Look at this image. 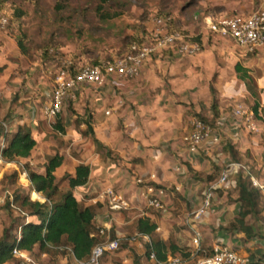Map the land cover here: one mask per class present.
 <instances>
[{
    "label": "crops",
    "instance_id": "obj_1",
    "mask_svg": "<svg viewBox=\"0 0 264 264\" xmlns=\"http://www.w3.org/2000/svg\"><path fill=\"white\" fill-rule=\"evenodd\" d=\"M219 40V48H204L194 57L181 58L171 53L161 54L160 58L151 57L136 79L113 77L99 88L83 86L68 101V109L73 108L75 113L67 114L63 108L60 118L65 134L61 136L63 145L58 149V155L63 156L64 161L54 175L58 179L73 175L78 165L90 168L88 182L75 188L74 193L83 207L98 206L95 211L96 229L104 228L116 238H131L136 233V221L146 217L156 224L149 240L172 241L189 254L194 251L191 227L200 234L201 255H212L221 247L237 252L246 246L252 249L253 239L245 243L240 231L228 229L239 210L236 198L230 193L214 192L210 209L198 222L191 220V215L201 206L206 190L217 180L210 179L215 176L216 168L221 172L232 163L229 155L223 152V145L212 143L214 136L225 137L243 161L258 145H261V156L263 152L264 130L249 134L237 125L228 111L230 107L241 104L256 117L264 113V45L248 53L229 38ZM1 50L0 85L7 88L6 92H10V86L18 91L15 108L8 110L7 99L0 103L6 105L10 116L7 123L0 120L3 133L7 128V134L3 135L7 143L8 137L19 126L27 125L37 143L30 157L37 160L39 147L44 145L48 152L54 147L46 140V130L41 143V139L36 137L42 128L51 131L54 128V124L51 125V121L43 116L42 109L50 98L51 79L45 76L37 79L35 75L37 83L33 81L32 86L28 83L21 87L17 82L19 72L13 73L14 66L11 61H6ZM9 73H13L14 78L17 75L12 85L8 83ZM210 90H213V95ZM27 96L30 97L25 100ZM213 97L219 114L216 130L211 131L198 152L192 154L183 142L190 131L191 116L196 114L192 112L202 109L206 112L204 118L211 119ZM262 120H258L261 127L264 124ZM88 129L100 147L93 143L87 134ZM0 166L13 165L0 163ZM252 175L260 181L255 174ZM137 180L162 191V211L147 206L145 188L137 184ZM29 188L30 185L26 187L30 199L44 202L42 195ZM107 189H112L125 200L128 209L110 210L104 197ZM147 246L148 241L143 239L129 242L126 248L105 255L101 264H133L132 251L139 257L140 264H155L146 255ZM25 253L42 264H53L51 256L37 247L32 253ZM53 258L54 264H77L70 255Z\"/></svg>",
    "mask_w": 264,
    "mask_h": 264
},
{
    "label": "rangeland",
    "instance_id": "obj_2",
    "mask_svg": "<svg viewBox=\"0 0 264 264\" xmlns=\"http://www.w3.org/2000/svg\"><path fill=\"white\" fill-rule=\"evenodd\" d=\"M15 10L21 12L22 16L16 18ZM258 10H264V0H7L0 8V16L7 19V24L0 27V49L6 61H11L10 64L14 66L13 73L15 74L16 70L19 72L17 82L21 87L27 86L28 83L32 86L33 81L38 82L35 75L37 79L39 76H45L52 81L55 71L61 68V62L65 60L78 63L75 66L80 67L126 54L136 37L143 34L151 36L157 28L155 23L157 19L168 18L170 24L172 23V32L179 33L186 40L199 37L202 41V51L204 48H219V38H223L208 29L210 21L230 16H249ZM113 14L119 16L108 19V16ZM169 27L170 25L165 30L169 31ZM19 41L26 48L25 55L17 45ZM40 71L44 74H35ZM13 73H9V85L17 79V75L14 78ZM6 89L3 84L0 85V103L7 99L9 110L18 105L15 99L18 91L12 86L9 88L10 92H6ZM29 97L24 99L27 100ZM69 100L64 102L62 110L66 108L67 114H74L75 110L67 107ZM46 106L45 102L42 109ZM234 106L228 111L231 115ZM5 107V104L0 105V120L7 123L10 116ZM192 113H196L191 116L192 118H198L197 115L206 117V112L202 109L200 112L196 110ZM260 115L257 121L259 119L264 121V113ZM52 124H55V119L51 121ZM45 130L48 132L46 140L54 144L53 150L48 152L42 145L39 147L37 160L29 157L19 160L15 166H0V237L3 229L9 227L11 221L16 218V213L6 208L7 200L12 201L14 194L18 190L20 192V189L21 193L29 196V191L22 185L23 176L19 173L22 170L26 172L44 170L47 160L54 154H59V148L62 149L63 143L60 139L63 135L54 129L51 131L42 128L36 136L38 140L41 139L40 143L44 140L42 136L45 135ZM212 143L217 144L214 140ZM242 162L250 164L253 173L264 182V156H261V145L256 146L250 157H246ZM257 225L260 227L261 235L253 238L252 249L246 246L238 251L247 260L249 252L254 248L264 252V225L262 223ZM51 260L54 264L53 256Z\"/></svg>",
    "mask_w": 264,
    "mask_h": 264
},
{
    "label": "trees",
    "instance_id": "obj_3",
    "mask_svg": "<svg viewBox=\"0 0 264 264\" xmlns=\"http://www.w3.org/2000/svg\"><path fill=\"white\" fill-rule=\"evenodd\" d=\"M7 0H0V8L4 6ZM22 13L15 10V17L19 18ZM119 14L108 16V19L116 18ZM107 18V16H106ZM172 24V23H171ZM170 24L169 31L172 32ZM149 35V34H148ZM148 35L144 34L132 40L130 50L132 53L139 49L147 40ZM189 41L201 44L199 37ZM17 45L23 55L26 54V48L21 41ZM170 54L169 51L163 52V55ZM100 62L95 61L93 65ZM78 65V63H74ZM1 71V68H0ZM213 95V90H210ZM255 106L253 109L255 110ZM212 118L206 119L197 115L203 124L210 128L211 131L216 130V120L218 119V111L215 97L211 102ZM88 122L85 121V124ZM54 130L60 135L65 134L62 126L60 114L55 118ZM3 127L0 123V136L3 135ZM87 134L92 138L93 143L100 147L97 140L94 139L92 132L88 129ZM218 144L223 145V152L227 153L232 163H239L246 167V171L239 169L229 176V188L227 190L217 189L215 192H227L236 198L239 210L237 217L228 224L231 231H240L247 243L251 239L260 236V227L264 225V194L254 187L250 181V174L253 173L252 166L246 162H242L241 157L233 149L225 137L218 135ZM263 152L264 156V137ZM36 140L32 137L31 131L27 126H19L17 130L11 134L6 146L2 151V158L7 162H18L19 160L28 159L36 147ZM64 161L63 156L54 155L50 157L45 166L44 172L38 173L28 170V179L30 182V190L42 195L44 202L31 200L27 194L21 193L20 189L14 194L13 200H7L6 208L16 213V218L11 221L9 227L3 229L0 237V264H8L13 261L12 251L14 249L23 252L32 253L37 247L51 257L57 255L68 256L66 248L77 261H87L91 250L94 246L101 243L104 238L97 234L95 228V211L97 205L83 207L78 196L74 193V189L82 187L88 182L90 168L85 165H78L73 175H64L56 178L54 172ZM223 169L221 170V172ZM220 170L216 168L215 176L210 177L212 181L220 177ZM15 175V174H14ZM216 180V181H217ZM215 181V182H216ZM136 233L152 237L156 230V224L149 218L140 217L134 226ZM111 240L115 239V235L111 232L109 235ZM129 242L123 239L120 248L127 247ZM147 257L152 251L156 260L164 263L168 256L189 257L184 249L179 248L172 241L151 240V245L146 247ZM118 250V251H119ZM133 264H140L139 257L132 251ZM248 264H264V252L254 248L249 256Z\"/></svg>",
    "mask_w": 264,
    "mask_h": 264
},
{
    "label": "built area",
    "instance_id": "obj_4",
    "mask_svg": "<svg viewBox=\"0 0 264 264\" xmlns=\"http://www.w3.org/2000/svg\"><path fill=\"white\" fill-rule=\"evenodd\" d=\"M156 30L148 37V40L137 50L132 53H126L122 56L115 57L111 60L100 62L98 65H87L76 67L71 60L61 62V68L55 71L51 81V94L47 106L43 109V116L46 120L52 121L61 112L62 106L66 100L75 97L83 86L99 88L105 85L109 78H119L126 80L136 79L141 72L144 63L153 55H161L163 52L169 51L173 55L182 58L194 57L201 51V44L186 40L184 36L177 32L166 31L170 25V20L157 19L155 20ZM7 24V19L0 16V27ZM208 29L223 38H229L235 45L245 49L248 53H253L257 48L264 45V10H258L249 16H230L221 18L214 22L208 23ZM232 116L237 121V125L245 129L249 134H257L264 130L258 124L257 117L249 108L238 104L234 106ZM211 130L205 126L201 120L193 117L190 121V131L183 138V142L187 150L196 154L201 144L210 135ZM7 134V128L4 129V135ZM0 137V163L7 165L17 164L18 162H7L2 158V151L6 145L5 136ZM214 142H218L215 137ZM246 171V167L239 163L227 164L220 174L216 182L206 190L201 206L191 215L192 222H198L211 207L213 193L217 189L227 190L229 188V176L237 170ZM23 186L30 185L28 172L22 170ZM252 185L258 188L264 194V184L258 181L250 174ZM137 184L143 185L146 191L147 206L151 209L162 211L164 209L160 195L161 190L155 189L153 186L143 184L142 180H137ZM33 192V191H32ZM35 193V192H33ZM104 197L110 210L119 211L128 209V203L117 195L112 189H107L104 192ZM193 240L194 251L188 258L181 256H169L164 263L156 260L155 254L151 251L148 258L155 264H248L249 261L243 258L237 251L221 247L212 255H201L199 249L200 234L194 228ZM97 234L104 240L94 246L91 250L87 261H77V264H101L103 257L107 254L116 253L120 248V243L123 239L109 238L108 231L104 228H97ZM149 236H143L135 233L131 238H126L128 242H136L138 240L148 241L151 245ZM66 251L73 257L71 250L66 248ZM13 261L11 264H42L33 256L26 254L23 251L14 249L12 251ZM74 258V257H73Z\"/></svg>",
    "mask_w": 264,
    "mask_h": 264
}]
</instances>
